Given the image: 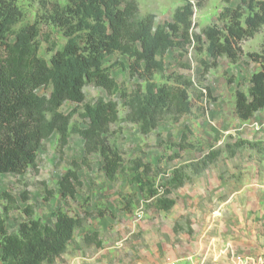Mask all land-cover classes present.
I'll return each mask as SVG.
<instances>
[{
	"label": "rangeland",
	"instance_id": "obj_1",
	"mask_svg": "<svg viewBox=\"0 0 264 264\" xmlns=\"http://www.w3.org/2000/svg\"><path fill=\"white\" fill-rule=\"evenodd\" d=\"M65 1L17 0L24 14L22 22L38 23L39 53L44 57L48 44L58 47L65 42L59 29L44 23V14L52 2ZM238 1L230 0L229 5L235 6ZM136 2L137 17L153 13L158 24L170 19L182 0ZM225 5V0H204L201 8L194 9L193 32L213 23L220 25L217 16ZM263 40L264 25L253 37L242 40V55L237 63L220 57L218 66L207 72L198 61L207 60L206 53L196 54L192 45L183 56H178L177 49L169 50L164 58V74H184L192 80V114L183 115L176 122L165 117L146 135L133 124H111L110 142L124 161L115 181L104 176L98 154L89 155L87 165L81 163L83 140L78 135L69 137L61 157L56 150V135L44 139L35 167L20 175H0V193L7 192L16 200V207L6 218L7 231L15 232L19 223L29 217L52 224L54 212L61 208L82 223L75 229L66 251L52 264H238L241 256L256 257L264 248V221L249 214V210L250 200L264 199V115L258 112L251 121L240 122L234 116L233 101L235 90L246 91L249 75L258 68L246 53L259 52ZM114 60L125 66L128 63L124 56L111 55L104 64ZM182 63L189 67H181ZM111 76L128 90L143 85L136 77L131 78L126 69L112 68ZM155 79L161 80L158 76ZM205 87L214 99L208 97ZM83 91L87 102L100 96L117 101L119 116L123 115L117 94L107 95L91 84ZM37 92L48 93L44 89ZM80 106L67 101L62 111H80ZM72 120L85 125L76 114ZM239 140L256 141L258 145L237 146ZM186 142L191 146L183 147ZM215 150V160L196 173L194 167L202 157ZM133 160L150 165L149 176L159 194L174 200L169 210L157 209L151 199L144 198L132 181L129 166ZM73 161L80 164L78 176L82 184L73 199H62L57 180L72 167ZM175 169L184 179L177 188L169 184ZM4 204L0 198V209ZM86 235H91L89 243L84 239Z\"/></svg>",
	"mask_w": 264,
	"mask_h": 264
},
{
	"label": "trees",
	"instance_id": "obj_2",
	"mask_svg": "<svg viewBox=\"0 0 264 264\" xmlns=\"http://www.w3.org/2000/svg\"><path fill=\"white\" fill-rule=\"evenodd\" d=\"M225 2L217 16L221 24L206 25L199 32H193V15L204 0H182L170 19L158 24L153 13L137 17L136 0L52 2L43 21L59 29L65 42L58 47L48 44L44 57L39 53L38 23L22 22L24 14L17 0H0V175H20L35 167L42 141L52 134L56 135L60 157L69 137L78 135L83 140L81 163L87 165L89 155L98 154L104 176L115 181L124 161L110 142L111 124H133L146 135L165 117L176 122L181 116L192 114V80L184 74H164L168 51L177 49L178 56H183L192 45L196 54H207V60H198L207 72L218 66L220 57L237 63L242 55V40L253 37L264 25V0H239L235 6L229 5L230 0ZM246 54L258 68L249 75L247 90L234 92V113L242 122L258 112L264 115V40L259 52ZM111 55L126 57L127 65L117 60L105 65V58ZM180 66L189 67L183 63ZM112 68L126 69L131 78L136 77L143 85L128 90L111 76ZM227 81L232 82V78ZM89 84L102 88L107 95L117 94L123 115L119 116L115 100L100 96L87 102L83 88ZM39 89L48 93L40 94ZM205 89L211 98L208 87ZM67 101L81 105V110L63 112ZM75 114L84 126L72 120ZM181 139H186L184 132ZM235 144L258 145L245 140ZM186 146L191 144L186 142L183 147ZM217 155L216 150L205 154L194 167L195 172L205 169ZM79 167L73 161L72 167L57 180L62 199H73L82 184ZM129 170L132 181L155 208L172 207L174 200L160 195L154 186L149 164L133 160ZM183 183L181 172L175 169L170 186L177 188ZM0 198L5 201L0 209V264H52L66 251L75 229L82 223L59 208L52 224L29 217L19 223L15 232H8L6 218L16 207V200L7 192H1ZM23 199L27 197L23 195ZM84 239L89 243L91 235Z\"/></svg>",
	"mask_w": 264,
	"mask_h": 264
},
{
	"label": "crops",
	"instance_id": "obj_3",
	"mask_svg": "<svg viewBox=\"0 0 264 264\" xmlns=\"http://www.w3.org/2000/svg\"><path fill=\"white\" fill-rule=\"evenodd\" d=\"M234 116H235V118L237 120H239L236 117L235 113H234ZM252 119H254V117ZM252 119H250V120H248V121H246L244 123H247V122L251 121ZM240 122H242V121H240ZM241 202L243 203V201H241ZM249 214H252V216H256L257 215V216L261 217L262 220L264 221V199L263 198H258V199L255 198L252 201L250 200V210H249ZM261 252L258 253L256 257L246 256V255L241 256V255H237L236 254L237 256H241L242 257L238 261V264H262V263L264 264V248H262V251ZM245 260H248V262H246ZM232 261L234 263H236V261L234 259Z\"/></svg>",
	"mask_w": 264,
	"mask_h": 264
},
{
	"label": "built area",
	"instance_id": "obj_4",
	"mask_svg": "<svg viewBox=\"0 0 264 264\" xmlns=\"http://www.w3.org/2000/svg\"><path fill=\"white\" fill-rule=\"evenodd\" d=\"M253 126H254L255 129H258V128H259V126L257 125L256 122L253 123ZM262 264H263V263H262Z\"/></svg>",
	"mask_w": 264,
	"mask_h": 264
}]
</instances>
